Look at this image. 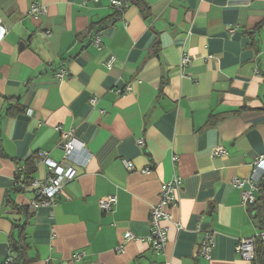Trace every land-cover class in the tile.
Wrapping results in <instances>:
<instances>
[{
	"label": "crops",
	"instance_id": "obj_1",
	"mask_svg": "<svg viewBox=\"0 0 264 264\" xmlns=\"http://www.w3.org/2000/svg\"><path fill=\"white\" fill-rule=\"evenodd\" d=\"M111 1L0 0V264L15 224L27 264H257L235 248L264 230V192L244 204L233 179L264 155V0H143L144 14L139 0ZM35 2L44 14H30ZM58 127L76 175L34 209L32 190L15 191L16 166L41 152L61 163ZM46 174L38 163L32 177ZM174 176L179 203L156 252L149 211ZM204 232L210 259L196 254Z\"/></svg>",
	"mask_w": 264,
	"mask_h": 264
},
{
	"label": "built area",
	"instance_id": "obj_2",
	"mask_svg": "<svg viewBox=\"0 0 264 264\" xmlns=\"http://www.w3.org/2000/svg\"><path fill=\"white\" fill-rule=\"evenodd\" d=\"M112 5L121 7L122 3L120 0H112ZM45 13V6L41 2H35L31 5L30 14L38 16ZM0 32V39L3 34ZM98 42V40H97ZM187 58L182 59V63H186ZM110 65V62L107 63ZM67 74L66 69L60 67L55 73L57 79L63 78ZM90 104L94 106L95 99L90 100ZM28 113H30L28 111ZM63 143V149L65 157L61 163L54 162L46 156V153H37L34 156L35 165L38 163H44L47 167V174L42 178H33L28 184L24 185V188L30 189L35 194V199L32 202V207L37 209L41 206L52 205L55 201L56 196L62 193L64 184L73 179L76 175V170L72 166V155L75 151V145L70 139L69 132L63 131L61 127L57 128ZM142 144V141L139 140ZM221 148L214 149L213 153L218 154L222 152ZM176 157L173 158L176 161ZM123 165L127 170H133L134 166L132 162L123 160ZM24 169L22 165L16 166L15 171V183L21 184L24 178ZM264 174V155L256 158L252 165V174L247 179H233V184L236 188L241 189V198L244 204H249L255 201L253 190L260 189L259 179ZM182 186V179L179 176H174L171 180L163 182L159 188L158 201L154 204L149 211V222H150V241L154 251H162L165 241L167 226L166 222L171 220L169 208L178 206L179 203V191ZM248 186L247 189L244 187ZM264 192V189L262 190ZM116 203V197L109 195L105 198L98 200V208L102 212H108L112 210V207ZM133 234L126 232L123 236L125 240L133 238ZM264 240V230H260L255 236L249 238H243L236 244V252L245 260H252L255 253V240ZM213 246V234L211 232H204L203 236L196 248V254L210 259V251ZM123 244H119L116 247L117 251H122ZM81 252L73 255V258H80ZM13 256L8 255L6 261L8 264L13 262Z\"/></svg>",
	"mask_w": 264,
	"mask_h": 264
},
{
	"label": "trees",
	"instance_id": "obj_3",
	"mask_svg": "<svg viewBox=\"0 0 264 264\" xmlns=\"http://www.w3.org/2000/svg\"><path fill=\"white\" fill-rule=\"evenodd\" d=\"M122 5L126 6L127 0H122ZM137 5L140 7L141 12L144 14L147 10V4L143 0L137 1ZM122 9V8H120ZM146 16V15H144ZM9 109V108H8ZM4 109V113L8 114L10 112V109L8 110ZM3 112H1V115ZM11 114V113H10ZM0 115V116H1ZM25 169H24V178L22 180L21 184L15 183V191H20L24 189V185L28 184L30 180L33 179L32 174L35 172V161L34 157L28 159L25 163ZM264 178V175H263ZM260 179L259 185L261 190L264 188V180ZM254 201L253 203H255ZM252 207V206H251ZM17 211L22 213L25 216H29L28 208L26 206H16ZM256 211H253V213H257L259 215V206L255 207ZM17 230V238L12 239V242L10 243V250L13 254V262L10 264H27L29 262V258L26 255V243H25V232H24V224H15L14 225ZM264 229V228H263ZM255 253L253 257V261L257 264H264V240L256 239L255 242Z\"/></svg>",
	"mask_w": 264,
	"mask_h": 264
}]
</instances>
